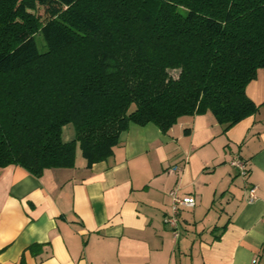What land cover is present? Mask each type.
<instances>
[{
    "label": "trees",
    "instance_id": "trees-1",
    "mask_svg": "<svg viewBox=\"0 0 264 264\" xmlns=\"http://www.w3.org/2000/svg\"><path fill=\"white\" fill-rule=\"evenodd\" d=\"M260 68L264 0H0V167L39 176L77 147L90 166L131 123L210 111L226 130L258 111Z\"/></svg>",
    "mask_w": 264,
    "mask_h": 264
},
{
    "label": "crops",
    "instance_id": "crops-1",
    "mask_svg": "<svg viewBox=\"0 0 264 264\" xmlns=\"http://www.w3.org/2000/svg\"><path fill=\"white\" fill-rule=\"evenodd\" d=\"M245 91L260 107L226 130L210 111L167 132L131 123L90 166L77 147L39 176L0 167V264H264V68ZM173 190L195 198L177 236Z\"/></svg>",
    "mask_w": 264,
    "mask_h": 264
},
{
    "label": "built area",
    "instance_id": "built-area-1",
    "mask_svg": "<svg viewBox=\"0 0 264 264\" xmlns=\"http://www.w3.org/2000/svg\"><path fill=\"white\" fill-rule=\"evenodd\" d=\"M232 164L237 167L241 175H245L247 170H246V164L243 160L241 159H234L232 161ZM255 191L256 187L251 186L248 189V198L249 200H253L255 198ZM170 197H171V209L168 214L165 215L164 217V222L167 224L173 231L174 236L178 235V225H179V213L180 209L182 207H192L195 205V198L192 195H184L180 196L177 194L175 190L170 192ZM252 264H257L256 259L253 260Z\"/></svg>",
    "mask_w": 264,
    "mask_h": 264
},
{
    "label": "rangeland",
    "instance_id": "rangeland-1",
    "mask_svg": "<svg viewBox=\"0 0 264 264\" xmlns=\"http://www.w3.org/2000/svg\"><path fill=\"white\" fill-rule=\"evenodd\" d=\"M36 43L37 47L40 51H44L46 49L44 41L42 37L36 36ZM172 76L177 75V70H170L169 71ZM75 137V129L72 123L66 125L65 129L63 130L62 139L64 141L71 140Z\"/></svg>",
    "mask_w": 264,
    "mask_h": 264
}]
</instances>
